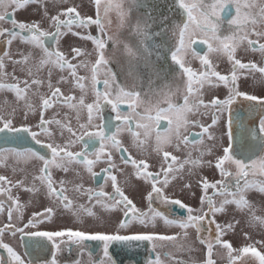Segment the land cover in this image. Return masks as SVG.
Listing matches in <instances>:
<instances>
[{"label": "snow or ice", "instance_id": "obj_1", "mask_svg": "<svg viewBox=\"0 0 264 264\" xmlns=\"http://www.w3.org/2000/svg\"><path fill=\"white\" fill-rule=\"evenodd\" d=\"M93 2L95 15L88 16L78 10L82 5L63 7L69 0H0V43L8 49L0 53V93H13L16 102L7 115L0 105V142L15 145L0 147V167H11L14 175L24 174L17 180L0 174V216L6 213L7 219L0 226V250L6 253L0 255V264H35L25 259L30 252L21 254L4 241L6 233L12 238L19 235L25 249L43 250L50 246L51 258L45 264H59L58 254L71 253L73 248L83 256L89 241L102 245L98 260H93L88 252L89 264H123L115 258L118 253L114 255L110 249L119 246L132 251L141 245H150L155 254L149 255L145 264H215L212 257L217 246L227 251L229 264L248 255L264 264V252L255 246H264V241L236 249L224 237L234 234L240 221L235 215L224 222L216 219L217 215H227L232 206L235 213L247 214L245 224L249 228L264 230V216L256 214V207L248 198L253 192L264 195V96L242 91L239 86L241 77L249 75L254 84H264V61L258 64L238 58L239 51L264 57V0H104L103 14L102 0ZM48 4L56 9L54 14L49 12ZM29 5H39L40 20L18 21L15 12L26 10ZM8 8L13 11H7ZM112 11L119 18V28H127V36L108 34ZM45 21L48 28L43 27ZM93 26L101 35L89 31ZM69 35L90 41L93 51L72 42L68 43L67 52L63 51L62 41ZM197 40L207 46L203 54L193 47ZM17 41L26 45L28 51L18 50L15 55L19 58H14L10 47ZM93 53L94 62L79 59ZM211 55L226 57L230 64L228 74L216 70ZM189 56L199 61V69L191 66ZM8 63L13 66L11 73L6 71ZM16 66L24 73L23 78L15 75ZM45 69L47 78L42 79L39 73ZM80 69L90 75H81ZM56 71L60 75L54 85L51 78ZM255 73L260 74L259 81L255 80ZM62 83L69 85L67 94L58 86ZM45 84L48 92L42 93L40 89ZM221 85L227 89L226 96L213 95L206 101L207 90ZM76 90L80 92L78 97ZM89 94L92 100L86 102ZM32 97L39 99L38 106ZM238 101L243 112L236 110ZM55 105L74 113L75 128L69 112L64 113L63 119L57 118L60 114L55 111L51 117L46 116ZM122 105L127 106V111H122ZM105 108H110L118 123L113 124L112 116L105 118ZM18 113L19 125L15 123ZM30 116L37 117L36 123H27ZM205 117H210V123L204 122ZM162 121L167 122V127L160 132ZM218 125L219 136L214 131ZM124 132L137 149H142L155 135L154 151L161 157L158 171L150 170L145 159L124 155L129 153L119 138ZM42 135L49 142L42 141ZM32 142L45 152L27 146ZM76 145H81L79 151L72 150ZM168 148L185 152L184 158ZM113 152L122 153V164H130L134 177L149 186L145 197L147 210L138 207L120 185L115 173L123 174L124 168L118 167ZM206 156L214 157V169L220 179L199 178V209L166 194L165 189L186 166L189 175H194L196 168L213 167V160H205ZM29 163L35 172L26 183V167L21 165ZM100 163L106 164L100 170L104 182L98 187L85 186L81 169L95 179L100 173L94 168ZM54 170L65 175L72 173L73 179L56 180ZM109 182L111 191L106 190ZM124 182L129 184L127 178ZM183 187L191 190L193 186L185 183ZM69 190L84 202L70 198ZM20 191L30 194L27 203L21 202ZM41 196L49 204L24 222V210L32 203V197ZM217 197L221 199L217 201ZM155 201L178 206L187 215H170L154 207ZM64 213L81 227H39L55 224L57 215L62 217ZM116 213L120 216L113 220ZM14 216L20 223L14 222ZM89 219L94 227L106 230H85L83 225ZM161 224L180 231H156ZM189 229L195 231V241L190 240ZM243 235L251 238L247 232ZM166 243L176 252L157 251ZM197 243L205 249L202 262L191 255L197 251ZM177 252L188 253V260L178 258ZM74 264L82 261L77 259Z\"/></svg>", "mask_w": 264, "mask_h": 264}, {"label": "flooded vegetation", "instance_id": "obj_2", "mask_svg": "<svg viewBox=\"0 0 264 264\" xmlns=\"http://www.w3.org/2000/svg\"><path fill=\"white\" fill-rule=\"evenodd\" d=\"M81 3L83 5V7L80 6L78 8L79 10L81 8H87L88 7V10H91L90 12H86L88 14V16H94L95 15V11H94L95 6H94L93 0H88L87 4H84L83 0H82ZM103 3H104V0H102L101 14H103ZM69 4L80 5V1L76 0L75 4L68 3V4H65L63 7H67V6H69ZM7 11L11 12L13 10L11 8H8ZM89 14H91V15H89ZM15 18L18 21H30V20H32L31 17L24 18V17L19 16L17 11L15 12ZM134 18H135V13H133V19ZM4 26L8 27L9 25L5 24ZM109 27L107 28L108 34H109ZM44 28H47V27H44ZM124 29L126 31L125 36H127L128 30H127V28H124ZM90 30L93 31V35L98 36V34L100 33L99 30L95 26H93ZM109 46H110V44H109ZM79 47L82 48L83 45H79ZM193 47L195 48L196 51L200 52L201 54H203L204 52L207 51V46L205 44L200 43L199 40H197V43L195 45H193ZM3 50H8L7 46L4 45L3 43H0V53H2ZM95 58H96V56L94 54L93 62H94ZM210 58L212 59L213 63L216 65L217 71H220L222 74H228L229 73L230 64L227 61L226 57L211 55ZM238 58H241L242 62L252 61V62H257L258 64H260L262 61H264V57H261V55L259 53H252L250 51L247 54H245L242 51H239L238 52ZM189 59L191 60V66L193 68H195V69L200 68V64H199L198 60L192 59L191 56H189ZM74 63H75V61H74ZM112 67L114 70L116 69L115 64H113ZM80 74L83 75L82 73H80ZM119 79L122 80L123 77H119ZM255 80L256 81L260 80V74L259 73H255ZM62 85L66 86L67 84L62 83ZM260 85L262 87L264 86V84H254V81H253V78L251 75H249L247 78L242 76L241 80L239 81L240 90L246 91L250 94H256L258 96H264V93L259 92V90L261 89ZM98 87H102V85H99ZM61 90L66 94L68 93L65 91V89L63 90L61 88ZM212 90L213 89L207 90V94L205 95L206 101L211 99L213 95L218 96L219 98H224L227 94V89H225L222 85L220 86V89H219V91H220L219 95L212 94ZM241 100H242V98H241ZM243 104L246 106V102H243ZM56 106L57 105H55L54 108ZM59 106L61 107L60 113H65V110L67 108L64 106L62 108V105H59ZM122 107H123V105H122ZM52 110L53 109H50L48 111V113L52 114ZM236 110L243 112V107L241 105V101L237 102ZM122 111H127L126 105L124 108H122ZM104 115H105V118L112 116L114 125L116 123H118L114 120L115 114L110 112V108H105ZM49 117H51V116H49ZM28 122H31V121L28 120ZM204 122L206 124L210 123V117H205ZM34 123H36V122H34ZM16 124L19 125L20 123H16ZM29 124H32V123H29ZM161 124H162V126L158 130L160 132H163L164 128L167 127V122L162 121ZM220 128H221V125H218L217 128L214 129V131H216V134L218 136L220 135V132H219ZM112 130L115 131V128H113ZM192 131H199V130L198 129H192ZM2 135L3 134H0V136H2ZM119 138L123 141L125 147L129 148V153L124 154L125 156H127L128 154H131L133 156V158L145 159L150 164V170L158 171L159 161H160L161 157L154 151V147H155V135L154 134L148 140V143L143 146L142 149H137V148L132 147L131 137L127 132L122 133ZM40 139L42 141H44L45 143L49 142L47 137H44L43 135L40 136ZM224 143L226 145V143H227L226 139H225ZM4 146L11 147V146H15V145H13V144L4 145L2 142H0V147H4ZM27 146L34 147L37 151H40L42 154L45 152V150L40 145H35L34 142L30 143ZM98 146L99 145H97V147ZM80 148H81V145H76V146H74V148L72 150L73 151H79ZM167 150L172 152L174 155L180 157L181 159H183L185 156V152H183V151L176 152L173 148H168ZM121 154L122 153L113 152V157H114V160H115L116 164L118 165V167L124 168L123 174L115 173L118 176V181H119L120 185L122 187H124L126 194L129 195V197L131 199H133V201L138 205V207H140L142 210H147V200L145 197H146L147 191L150 190V188L148 185L144 184L143 182L137 180L134 177L133 168L130 164L128 166H124L122 164V162L120 160ZM216 154L219 155L220 152L217 151ZM193 155L196 156L197 153L194 152ZM207 160H213V167H211V168L209 167V169H207L208 168L207 166H204L201 168H196L194 170L195 174L193 175L194 176L193 181L188 178V180H186L184 182V184L192 181L195 183V185L197 187V182L201 176H206L210 181H215L217 179H220L218 172L214 169V157L210 158V156L209 157L207 156ZM9 163H11V161H9ZM21 166L26 167L27 179H29V182H30V178L32 177V174H34V172H35V167L31 163H29L26 166L25 165H21ZM103 167H106V164L100 163L94 168V171L100 173V175L97 176L95 179L90 177L87 173L83 172V170L81 169V172L83 175V181L82 182L85 184V186L98 187L100 184H102L104 182L103 181L104 173H102L100 171L101 168H103ZM232 170L234 171L233 168H232ZM0 174L6 175L10 179H13V180L21 179L22 176L24 175L23 173H16L14 175L12 170H11V167H9V168L0 167ZM69 174H72V173H69ZM197 175H199V176H197ZM65 176H66L65 174H63V176L55 174V170H54V178L56 180H58L57 177H59L61 179V178H65ZM181 176L182 177H187V176L190 177V175L188 173V166H186L185 169L183 170V172L180 173V177ZM126 178L129 180V184H125V182H124ZM174 181H175V179L172 180L171 183L169 184V186L165 189L166 194L169 195L171 198L180 199L183 203H185L188 206H191L193 209H199L201 207L199 204V196L201 195L200 189L197 187L198 193L194 192L195 195L193 196L192 195L193 191H190V192L178 191L176 188L177 184H176V187L173 188L172 184ZM77 182H79V181H77ZM106 190L111 191L110 182H109V185L106 187ZM15 193H16V190H14V194ZM209 194H211V190H209ZM19 195H20V199L22 202L24 192L20 191ZM67 195L70 198L77 200V194L75 192L69 190L67 192ZM188 196L191 198V201L187 198ZM29 199L30 198H27V194H26V200H29ZM216 199H217V201H219L221 198L217 197ZM77 202L82 203V202H84V200H83V198H80L77 200ZM193 203H195L197 206H194ZM48 204H49V201L47 199L45 200V198L43 196H41L39 198L33 197V204L31 206H27L28 211L26 213L24 212V222L27 221V219L31 216L32 213L37 212L35 207L39 206L38 208H41V209H39L38 211H42L43 208L45 206H47ZM153 206L157 207L160 210L167 212L170 215H174V216H186L187 215L185 210H181V209H179L178 206H175V205L165 206V205L161 204L159 201H155ZM234 214H239V213L234 212ZM119 216H120V213H116V215L113 216L112 219L115 220ZM227 216L228 215H221L222 218H220V215H217L216 219L219 222H224V221L228 220ZM241 216L243 218V215H241ZM6 222H7V219H6V213H5L3 216H0V226H2ZM14 222L20 223L19 221L15 220V216H14ZM243 222H244L243 220H240V224L236 227L234 234L229 233L226 237H224L225 239L229 240L232 243L234 248L239 249L242 246H245L248 244H253L256 241H264V230H262L261 234H259L255 237L253 228L248 229L247 233L250 234L251 238L246 239L243 235V233H245ZM39 227H41L42 229L59 228V227L80 228L81 225L78 223H74V219L69 214L67 215V213H64L62 217L59 216L58 218H55V224L45 223L44 225L39 226ZM83 227L85 230H88V231H104V230H106L102 227H94L93 222L90 219L83 225ZM211 227L214 228V225H212ZM258 229L260 230L259 227H257V230ZM107 230H110V228ZM252 230H253V232H252ZM156 231L161 232V233H165V234H174L176 232H179L180 230L177 228H165L161 224V226L158 229H156ZM189 232H190V240L195 241V238H196L195 231L192 229H189ZM205 235H207V233H205ZM261 236H263V237L260 238ZM3 239L5 242L10 243L12 246H14L16 248V250L18 252H20L21 254H24L25 252H30L29 255L25 256V259L26 260H33L35 262V264H45L46 259L51 258L50 246H49V248H46L43 250L25 249L20 243L19 235L16 238H12L10 236V234L6 233ZM27 240H28V238L25 237L26 242H27ZM86 244H87V247L84 250L83 256H81L80 253L75 248H73L71 253L64 251V252L58 254L59 264H74V261L77 259H80L82 261V264H89L88 252L92 253V259L93 260H98L99 257L102 255V245L100 244V242L89 241V242H86ZM255 246L257 247L258 250H260L261 252H264V246H262L261 244H258V243L255 244ZM195 247H196L197 251H194L193 253H191L192 257H194L198 262L204 261L205 260V249L202 246H200L198 243L195 245ZM110 251L114 255L118 253V255H115V258L118 261H122L123 264H145L146 258L149 255H152L153 257L155 255L154 253H151V246L150 245H141L138 249H135L132 251L121 250L119 246H114L113 248L110 249ZM157 251H160L162 253L168 252V251L176 252V249L173 248L170 243H166L163 248H158ZM176 254H177L178 258H182L184 260H188V258H189L188 253L177 252ZM0 255L6 256V253H4L3 250H0ZM234 255H236V253H234ZM212 258L215 260V264H229L227 251L225 249L219 247V246L214 248ZM235 264H258V261L255 260L253 257H251V255H248V256H244L240 260H237L235 262Z\"/></svg>", "mask_w": 264, "mask_h": 264}, {"label": "rangeland", "instance_id": "obj_3", "mask_svg": "<svg viewBox=\"0 0 264 264\" xmlns=\"http://www.w3.org/2000/svg\"><path fill=\"white\" fill-rule=\"evenodd\" d=\"M79 1H80V5H82V3H81L82 0H79ZM87 2H88V0H83V3L84 4H87ZM69 3L75 4L76 3V0H69ZM81 7H83V5ZM101 9H102V7H101ZM48 10H49L50 13H53V14L56 11V9L54 7H52L51 4H48ZM80 10L79 11L81 12L82 15H88L86 12H90L91 11V10H88V7L87 8H81ZM17 12H18V15L19 16L24 17V18L31 17L32 20H37V21L40 20V18H41V10L39 8V5H29L26 10L17 11ZM89 15H91V14H89ZM109 17L111 19V25L109 27V34L110 35L120 34L122 37H125L126 31H125L124 28L123 29L119 28V18L117 16L116 12L115 11L110 12L109 13ZM43 26L48 28L47 21L44 22ZM89 31H91L92 34H93V31L92 30H89ZM99 35H101V34L99 33L98 36ZM69 42H72V43H74L77 46L83 45L82 48L85 49L88 52H92L93 51V47L94 46H93V44L90 41H84V40H81L78 37H73L71 35H69L68 37L64 38V40L62 41V50L63 51L67 52V50H68V43ZM18 50H22V51L27 52L28 51V47L26 45L18 42V41L17 42H14L11 45V47H10V51L14 55V58H19L18 56L15 55ZM111 50L112 49H111V44H110V46L108 47V52L110 53ZM93 56H94V53L90 57H81L79 59H87V60L93 61ZM6 71L9 72V73L13 72V66L10 63L7 64ZM79 72L82 73L83 75H90V73L87 70H85V69H80ZM15 75H17V76H19L21 78H23V76H24V73L20 71V67L19 66H16ZM59 75H60V73L58 71H56V72L53 73V76H52L51 79H52V82H53L54 85L56 84V81H57ZM39 77L42 78V79H46L47 78V69H45L44 71L40 72L39 73ZM59 86L63 90L65 89L66 92H69V85L68 84L66 86H63L62 84H60ZM260 88L261 89L259 90V92L264 93V86L262 87L260 85ZM219 89H220V87L213 89L212 90V94L219 95L220 94ZM40 91L42 93H47L48 92V89L46 87V84L41 87ZM74 94H76V96L78 97L80 95V92L78 90H76ZM32 99H33L34 103L38 106L39 105V99L37 97H32ZM5 100H7L9 103L8 104H3V102ZM91 100H92V96H91V94H89V96L86 98V102H91ZM15 104H16V102H15V96H14L13 93H9V92L0 93V105H2L3 112H4L5 115H7V113L11 111V108L13 106H15ZM60 108L61 107L59 105H57L52 110V114L47 112L46 113V116H48V117L49 116H52L53 115V112L55 111V112H59V114H60L57 118L63 119L64 118V113H60ZM62 108H63V106H62ZM65 112H69V110L66 109ZM69 119L71 120L72 126L75 128L77 125H76V120L74 118V113L69 112ZM29 120L31 122H28L27 121L28 123L34 124V122L37 121V117L30 116ZM82 120H83V118H82ZM15 123H21V119H20L19 113L17 114V118L15 120ZM67 135L68 134L65 133V136H67ZM56 142H58V143L61 142V139H60L58 133H57V136H56ZM210 158H212V156H210ZM204 159L207 160V156ZM207 169H209V167ZM55 174H58V175H62L63 176L64 173H62V172H60L58 170H55ZM197 176H199V175H197ZM57 178H58V180L60 179L59 177H57ZM188 178L193 181L194 176L193 175H190V177H188V176L187 177H182V176L180 177V174H177L176 179H175V181L172 184L173 185V188H175L176 187V184H177V187L176 188L180 192H190V191H193L195 193H198L197 192V187H196L195 183L192 182V181L189 182L193 186L191 190L185 189L183 187L184 186V182L186 180H188ZM65 179L72 180L73 179V174H69L68 173L65 176ZM30 181H31V178H30ZM26 183H29V179H27ZM67 186H68L69 189H71V187H72L71 184H69ZM26 194H27V198H30V194L27 193V192H24L23 200H22V202H24V203H27L29 201V200H26ZM187 198L191 201V198L189 196ZM248 198L255 205V207H256V214L258 216H264V195H259V194L255 193V192H253V193H251L248 196ZM32 204H33V197H32ZM32 204H30L28 206H31ZM193 204H194V206H197L195 203H193ZM38 207L39 206L35 207L37 211L39 209H41V208H38ZM27 211H28V209L26 207L25 210H24V212L26 213ZM227 215H228L227 216L228 217L227 218L228 220H230L233 215H235L236 219H238L239 221L240 220H243L244 221L243 222L244 232H248L249 227L245 224V220L247 219V214H243V218H242V216H241L242 214H234L233 207L232 206H229V208H228V214ZM59 216L60 215L58 214L56 218H58ZM220 218H222L221 215H220ZM252 232H253V230H252ZM261 233H262V229H260V230L259 229L257 230V228L254 229V236L255 237L257 235L261 234ZM262 237L263 236H261L260 238H262Z\"/></svg>", "mask_w": 264, "mask_h": 264}, {"label": "water", "instance_id": "obj_4", "mask_svg": "<svg viewBox=\"0 0 264 264\" xmlns=\"http://www.w3.org/2000/svg\"><path fill=\"white\" fill-rule=\"evenodd\" d=\"M107 119V118H106Z\"/></svg>", "mask_w": 264, "mask_h": 264}]
</instances>
